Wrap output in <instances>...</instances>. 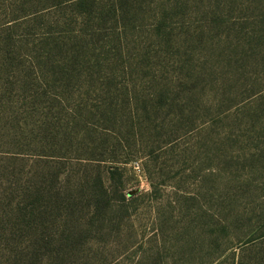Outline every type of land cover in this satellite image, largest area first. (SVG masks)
Wrapping results in <instances>:
<instances>
[{"label":"rangeland","instance_id":"1","mask_svg":"<svg viewBox=\"0 0 264 264\" xmlns=\"http://www.w3.org/2000/svg\"><path fill=\"white\" fill-rule=\"evenodd\" d=\"M120 1L0 0V264H264V0Z\"/></svg>","mask_w":264,"mask_h":264},{"label":"trees","instance_id":"2","mask_svg":"<svg viewBox=\"0 0 264 264\" xmlns=\"http://www.w3.org/2000/svg\"><path fill=\"white\" fill-rule=\"evenodd\" d=\"M120 2L123 3V4H126V1H125V0H124V1H120ZM96 182H98L99 189H102V191H103V189H104V191H105V187L103 186V181L101 180L100 177H98V179H97ZM94 197H95V195H91V197H90V201H89V203H88L90 209L98 204V203H97V204H96V203H93L94 201H91V200H93ZM102 197H103V196H102ZM80 198H82V197H80ZM101 202L105 203L106 205L108 204V201L106 200V197H105V192H104V199H102ZM95 204H96V205H95ZM108 206H109V205H108ZM262 236H264V234H262ZM250 241H252V239L249 240L248 242H250ZM237 264H240V263L237 262Z\"/></svg>","mask_w":264,"mask_h":264}]
</instances>
